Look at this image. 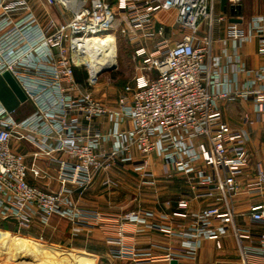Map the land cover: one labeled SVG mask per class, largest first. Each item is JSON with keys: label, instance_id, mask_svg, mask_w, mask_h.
<instances>
[{"label": "built area", "instance_id": "1", "mask_svg": "<svg viewBox=\"0 0 264 264\" xmlns=\"http://www.w3.org/2000/svg\"><path fill=\"white\" fill-rule=\"evenodd\" d=\"M40 1L67 6L63 0ZM84 1L70 19L42 25L28 0H0V77L10 72L33 105L18 119L0 98V220L29 229L35 219L46 226L59 216L69 222L72 236L99 226L117 244L115 254L135 263L194 259L204 240L232 231L243 264H264V204L251 207L252 220L262 228L253 234L235 225L228 201L238 193L237 177L248 178L250 133L228 122L223 110L225 103L252 100L255 111L264 112V61L247 67L240 52L244 44L257 43L264 56V16H254L246 27L229 23L217 54L215 35L226 18L216 13L214 0ZM241 1L229 0L232 6ZM161 11H173L175 23L185 30L175 44L164 36V27H156ZM118 19L143 59V72L108 107L87 86L95 82L87 58L97 37ZM150 40H157L152 51L146 45ZM82 68L89 73L84 83L76 79ZM244 122H250L248 117ZM22 143L33 147L30 162ZM152 155L168 166L166 179L183 174L193 198L217 203L188 212L189 198H181L178 207L189 225L174 229L165 213L156 216L139 207L110 223L101 213L87 214L75 200L76 191L83 193L98 174L114 168L129 167L142 185L155 186ZM29 175L55 181L58 188L42 190ZM257 177L253 188L260 191L264 171ZM103 184L114 188L119 182L105 178ZM130 227L165 231L181 240L179 252L129 245Z\"/></svg>", "mask_w": 264, "mask_h": 264}, {"label": "crops", "instance_id": "2", "mask_svg": "<svg viewBox=\"0 0 264 264\" xmlns=\"http://www.w3.org/2000/svg\"><path fill=\"white\" fill-rule=\"evenodd\" d=\"M28 2L42 25H46L50 19L61 22L59 21V14L54 8V11L53 9L50 10V7L45 6L40 0H28ZM214 10L216 13L224 14L226 18L221 29L215 35L216 43L214 52L219 54L221 44L218 39H223L225 37L228 24L237 23L242 27H246L254 16H264V0H242L237 6H232L229 0H214ZM162 12L165 11H161L156 15L155 24L157 28L161 26L164 27V36L169 38L172 43L170 38L172 32L170 29L171 24L169 27L159 19ZM174 26L175 28L172 35H177L176 37L180 40L185 30L177 26L175 19ZM156 41L157 40H150L146 43L149 50L153 49V44ZM240 52L242 60L247 67L257 68L264 61V56L260 55L258 52L257 43L244 44ZM79 71L80 69H77L76 78L77 76L80 77ZM240 78L244 80L245 75L241 74ZM3 98L2 101L4 104L10 110L16 111L18 119L24 118L33 111L28 110L29 108L33 109V105L30 102H18L13 96L11 97V95L8 97L4 96ZM16 103H19L18 106L20 107L16 108ZM223 110L224 117L228 122L247 129L251 137L248 145L251 157L249 165L245 169V175L248 176V178L244 176L237 177L239 184L238 193L235 196L229 197V207L234 212L235 225L238 228L249 230L253 234H259L262 228L258 223L252 220L250 210L254 205L264 204V185L260 191L254 190L253 188L258 183V171H264V112H256L252 100L225 103L223 105ZM246 117H248L250 122H244ZM19 147L21 151L28 155L27 160L30 162L32 159L30 155L33 151V147L27 143L20 144ZM150 161L152 169L158 177V182L155 186H146L149 190L147 196L150 198L148 199L150 206L141 207L140 187L142 184L129 167H125L126 170L123 172H120V170H118L119 168H114L104 175H98L94 186H92L90 190H86L83 193H79V191L75 192V200H77L80 207L87 214L101 213L107 221H112L110 223L115 222L120 215L136 210L139 207L153 211L156 216L165 213L169 216V223L174 229L189 225V222L184 220L181 216L184 210L178 207V202L181 198H189L188 212H197L217 203L213 198H193L185 175L176 174L174 177L166 179L165 175L168 172V166L155 155L150 157ZM40 164L44 167L48 166L47 162L44 160H41ZM105 178L116 180L119 182V185L116 188L108 187L103 184ZM28 179L32 184L37 185L42 190L47 191L58 188V184L55 181L46 182L37 180L31 175H29ZM108 189H113L115 192L105 191ZM220 205L221 209L225 211V204L221 203ZM132 228L130 227V231L127 235V242L129 245L138 248H151L153 252L160 254L167 252L169 248L175 251H178L177 249L180 248L179 243L181 240L168 236L163 230L144 229L134 232ZM28 230L31 234L40 235L42 239H44V236H47L59 240L63 237L62 234L65 232L71 235L69 222L59 216H53L46 226L35 219ZM83 234H87L90 238L79 248L90 249L92 252L96 250L94 253L103 259L105 264H171V262L164 260L135 263L131 259L118 257L115 254V251L118 249L117 244L109 239L110 235L106 233L102 227L96 226L80 235ZM243 243L245 245H250L249 240L246 238L243 240ZM175 260H177L178 264H243L237 240L232 231L219 239L204 240L196 258L190 259L179 256L175 258ZM251 260L254 263L258 261L255 257H252ZM262 262L263 261L260 260V263Z\"/></svg>", "mask_w": 264, "mask_h": 264}, {"label": "rangeland", "instance_id": "3", "mask_svg": "<svg viewBox=\"0 0 264 264\" xmlns=\"http://www.w3.org/2000/svg\"><path fill=\"white\" fill-rule=\"evenodd\" d=\"M86 1L89 3L90 0ZM110 2L113 3L115 0H110ZM47 7H50V10L55 9L61 22L70 19L72 9H75L69 5L64 6L61 4L48 5ZM159 19L168 26L171 24V27H169L172 31L170 36L172 44L178 42L177 35H172L175 28V13L173 11L162 12ZM122 24L121 20L118 19L112 28L97 37L98 42L108 41L112 44L114 65L101 70L92 85L87 84L93 96L108 107H114L124 86L132 83L134 77L143 72V59L136 56L135 47L124 34ZM79 74H87V78L89 76L85 68L80 69ZM9 95L19 102L2 77L0 78V97L2 99L4 96L8 97ZM18 104H15L16 108L20 107ZM28 110L32 111L33 109L29 108ZM118 170L123 172L126 169L119 168ZM108 171L110 172V170ZM108 171H102L98 175H104ZM95 180L87 190L94 186ZM186 180L189 183L187 177ZM140 189L141 207L150 206L148 200L150 198L147 196L148 187L142 185ZM105 191L115 192L113 189ZM5 234H9V239L5 238ZM62 236L59 240L47 236L41 239L40 235L31 234L28 229H19L13 220H0V264H74L75 262L76 264H105V261L94 253L96 250L92 252L90 249L79 248L86 240H89L90 237L87 234L73 237L65 232Z\"/></svg>", "mask_w": 264, "mask_h": 264}, {"label": "bare ground", "instance_id": "4", "mask_svg": "<svg viewBox=\"0 0 264 264\" xmlns=\"http://www.w3.org/2000/svg\"><path fill=\"white\" fill-rule=\"evenodd\" d=\"M67 5L72 8L80 7L85 1L84 0H63ZM93 51L90 57L87 58L88 64L91 68L93 74V80L96 78L97 74L108 68V66L114 65V60L112 57V44L108 41L98 42L93 45ZM4 235V234H3ZM5 238L9 239V234H5Z\"/></svg>", "mask_w": 264, "mask_h": 264}, {"label": "water", "instance_id": "5", "mask_svg": "<svg viewBox=\"0 0 264 264\" xmlns=\"http://www.w3.org/2000/svg\"><path fill=\"white\" fill-rule=\"evenodd\" d=\"M2 77L7 82L8 86L12 90V92L15 94V96L18 98V100L21 103H25L27 101V97L23 90L21 89L20 85L17 83L15 78L11 75L10 72H4ZM171 264H178L177 260H172Z\"/></svg>", "mask_w": 264, "mask_h": 264}, {"label": "trees", "instance_id": "6", "mask_svg": "<svg viewBox=\"0 0 264 264\" xmlns=\"http://www.w3.org/2000/svg\"><path fill=\"white\" fill-rule=\"evenodd\" d=\"M79 72H80V71H79ZM81 75H82V77H81ZM81 75H80L81 78H80L79 76H77L76 79H77L78 81L84 83L85 80L87 79V74H81ZM63 257H65V256H63ZM74 264H76V262H75Z\"/></svg>", "mask_w": 264, "mask_h": 264}]
</instances>
